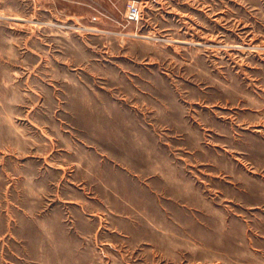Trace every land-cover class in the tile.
I'll return each mask as SVG.
<instances>
[{
  "label": "rangeland",
  "instance_id": "1",
  "mask_svg": "<svg viewBox=\"0 0 264 264\" xmlns=\"http://www.w3.org/2000/svg\"><path fill=\"white\" fill-rule=\"evenodd\" d=\"M0 264H264V0H0Z\"/></svg>",
  "mask_w": 264,
  "mask_h": 264
},
{
  "label": "built area",
  "instance_id": "2",
  "mask_svg": "<svg viewBox=\"0 0 264 264\" xmlns=\"http://www.w3.org/2000/svg\"><path fill=\"white\" fill-rule=\"evenodd\" d=\"M129 18L135 20L140 16V10L137 6L131 5L128 9Z\"/></svg>",
  "mask_w": 264,
  "mask_h": 264
}]
</instances>
